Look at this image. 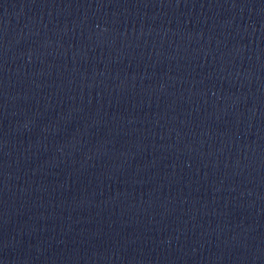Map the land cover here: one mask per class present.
I'll return each instance as SVG.
<instances>
[{
  "label": "water",
  "instance_id": "1",
  "mask_svg": "<svg viewBox=\"0 0 264 264\" xmlns=\"http://www.w3.org/2000/svg\"><path fill=\"white\" fill-rule=\"evenodd\" d=\"M0 264H264V0H0Z\"/></svg>",
  "mask_w": 264,
  "mask_h": 264
}]
</instances>
